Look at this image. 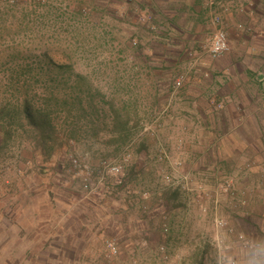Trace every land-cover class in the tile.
Segmentation results:
<instances>
[{"label":"rangeland","instance_id":"rangeland-1","mask_svg":"<svg viewBox=\"0 0 264 264\" xmlns=\"http://www.w3.org/2000/svg\"><path fill=\"white\" fill-rule=\"evenodd\" d=\"M45 1L94 16L80 24L81 36L69 37L83 51L50 53L75 62L65 74L80 77L81 101L69 100L57 114L52 153L25 125L0 129V264H264V104L255 132L260 95L245 68L256 64L252 56L245 63L246 50L231 41L252 39L253 24L226 28L230 49L213 60L211 27L197 46L161 45L157 28L113 18L109 0H98L97 10L90 0H37ZM3 71L0 64V97ZM182 74L188 77L177 90ZM117 115L127 122L125 143ZM225 153L241 155L231 167ZM105 162L122 171L104 170ZM241 175L263 185L261 213L253 212L251 194L232 198ZM190 232L198 238L192 251Z\"/></svg>","mask_w":264,"mask_h":264},{"label":"trees","instance_id":"trees-1","mask_svg":"<svg viewBox=\"0 0 264 264\" xmlns=\"http://www.w3.org/2000/svg\"><path fill=\"white\" fill-rule=\"evenodd\" d=\"M75 8L55 7L49 1L0 0V64L5 76L2 84L7 87L0 97V129L7 133L8 127L25 125L34 132L43 153L48 152V146L51 153L54 150L50 143L57 138V114L69 100L73 105L81 101L80 77L73 79L77 76L65 74L75 62L64 63L50 55L53 50L66 55L84 50L83 42L69 37L81 36L80 24L94 16L85 17L81 8ZM49 37L55 38L52 44ZM102 40L105 42V36ZM67 85L71 94L63 97ZM125 124L117 115L116 126L123 143L128 138L124 137Z\"/></svg>","mask_w":264,"mask_h":264},{"label":"crops","instance_id":"crops-1","mask_svg":"<svg viewBox=\"0 0 264 264\" xmlns=\"http://www.w3.org/2000/svg\"><path fill=\"white\" fill-rule=\"evenodd\" d=\"M91 3H95L93 7L95 10L96 3L98 0H90ZM109 12L112 17L116 20L122 21L125 15L127 23L133 26L134 29H144L145 27H154L159 31L155 36V41L161 45L175 43L183 47L187 45H198L200 44V38L202 35L211 28L214 27L213 19L215 16L220 15L223 20V25L227 30L233 25L237 20L253 24L255 33L253 38H239L236 41H232L233 46H242L246 51L244 52V62L248 56L254 58V63L256 64L252 69L247 65L245 68V74L252 76L257 83L255 87V93L260 95L259 100L253 102L252 109L254 111L253 128L256 132V127L259 128L261 132V119L258 115V111L262 109L264 104V0H109ZM222 3L228 9L224 11L218 4ZM103 9L108 11L104 6ZM249 13H252V17H249ZM157 39V40H156ZM153 43V41H152ZM196 45V46H197ZM248 54V55H247ZM238 54V58H239ZM250 59V58H249ZM247 71V72H246ZM196 93V92H194ZM235 97V93L232 94ZM197 101L199 96H194ZM238 101L242 108L247 109L244 105L243 97H241L240 92H237ZM237 106V104H236ZM238 108V107H237ZM239 122L238 125L242 127ZM234 137L240 140V134L245 133V128L239 131L231 130ZM258 131V129H257ZM200 154V153H197ZM227 154L226 164L231 166L233 163V158L235 155L239 157L241 153H225ZM232 167V166H231ZM241 180L236 179L235 186L233 187L237 192L233 199H238L239 196H247L251 194L250 203L253 208L254 213H261L262 207V196L261 189L262 184L258 181H247L246 176L241 175ZM240 178V177H239ZM248 178V177H247ZM209 180V182H208ZM206 183L215 188L217 182L214 179L209 178L206 174ZM216 183V184H215ZM252 192H248V191ZM253 199V200H252ZM227 201V199H224ZM241 200L236 201L238 207H242ZM232 201L229 200L227 204ZM225 204V205H227ZM250 205V208H251ZM247 209V208H246ZM250 211H244L241 213L242 216H250ZM194 232H190V250L194 249L193 244H198L197 236ZM180 239V244H183L182 238L184 237L182 232L178 236ZM193 238V239H192ZM194 242V243H193Z\"/></svg>","mask_w":264,"mask_h":264},{"label":"built area","instance_id":"built-area-1","mask_svg":"<svg viewBox=\"0 0 264 264\" xmlns=\"http://www.w3.org/2000/svg\"><path fill=\"white\" fill-rule=\"evenodd\" d=\"M218 6L224 11L228 10L222 3H219ZM213 23H214L215 28H214V33L210 39V43L207 49V55H209L211 59L216 60V59H219L223 54L229 51L230 45H229L228 33H227L226 28L223 25L222 17L220 15L215 16L213 19ZM187 77L188 76L186 74L180 75V77L177 78L174 83V88L178 90L181 87H183ZM103 168L104 170L109 169V171L115 175L119 174L122 171L121 166L112 164V163H106V162L103 163ZM240 239L244 240V236L241 235ZM250 249H252L254 254L258 252V249H255L254 247H250ZM113 250L115 249L113 248ZM231 264H236V263L232 262Z\"/></svg>","mask_w":264,"mask_h":264}]
</instances>
